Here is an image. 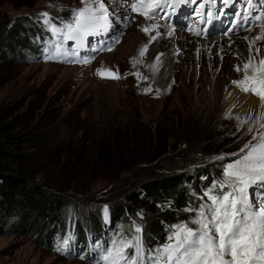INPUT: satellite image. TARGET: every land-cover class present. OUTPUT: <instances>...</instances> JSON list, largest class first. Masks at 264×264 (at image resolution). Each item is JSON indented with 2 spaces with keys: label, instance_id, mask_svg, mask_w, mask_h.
Masks as SVG:
<instances>
[{
  "label": "rangeland",
  "instance_id": "1",
  "mask_svg": "<svg viewBox=\"0 0 264 264\" xmlns=\"http://www.w3.org/2000/svg\"><path fill=\"white\" fill-rule=\"evenodd\" d=\"M107 5L121 21L122 27L126 28L123 36L117 39L119 42L116 44L115 40L110 45L112 49L117 48L98 57L90 67L42 62L35 55L29 62H0V126L16 122L18 129L28 134L31 140L29 146L32 151L26 154H33V138H36L34 145H37L39 152L43 151L40 158H32L28 165L22 167L28 169L30 174H33V170H47L56 162L60 168L64 147L73 148L97 132L112 134L117 130L120 134L134 133L142 144L152 127L162 129L167 137L164 141L174 151L184 148L187 138H191L194 140L193 147L205 144L214 147L220 155L234 158L230 154L239 152L252 139V135L246 132L247 125L238 128L235 117L214 120L210 116L215 110L214 81L218 80V85L225 90L228 87L237 88L232 81L242 78V72H237L233 64L238 59L233 54L234 48L228 51L227 65L218 67V62L213 60L212 68H209V61L204 59L196 74L197 68L192 62L187 65L179 63V69L171 70V66L166 72V77L173 75L175 81L161 80L152 63L145 65L142 62L133 67V34L139 30L135 27L137 20L125 15L128 9L126 0H107ZM76 7H82L81 0H0V23L14 25L23 20H34L45 12L60 17L64 16L65 11L72 12ZM241 34L231 36L232 46L239 43ZM137 43L141 45L142 39ZM185 55L183 53L180 57L184 58ZM60 57L63 61L64 55ZM101 66L118 69L121 78L111 82L101 81L96 75V70ZM133 72H139L146 79H137ZM149 87L151 91L145 93L144 89ZM204 155L207 162H203L202 157L195 158L200 161L198 167L219 168L222 171L227 163H218L219 159H213L207 152ZM36 178L38 183L42 181V178ZM81 181L73 186L76 191L71 193L69 203L60 211L63 222L75 220L81 223L90 214L99 217L101 213L107 220L103 209L111 205L103 197L109 192L108 183L89 179L86 183H89L90 190L82 194L86 183ZM67 192L70 194L69 190ZM165 206L173 207L170 203ZM134 210L142 214L147 212L137 206ZM3 217L0 216V264H91L54 250L52 240L36 239L37 236H31L20 221L8 227L11 218L3 220ZM40 220L36 219L33 222L35 225L31 220L29 231L36 228ZM144 220L138 215L133 222L141 225ZM14 224H17L16 227Z\"/></svg>",
  "mask_w": 264,
  "mask_h": 264
},
{
  "label": "trees",
  "instance_id": "2",
  "mask_svg": "<svg viewBox=\"0 0 264 264\" xmlns=\"http://www.w3.org/2000/svg\"><path fill=\"white\" fill-rule=\"evenodd\" d=\"M70 12L65 11L60 17L48 14L59 26L66 16H71ZM32 19L14 25L0 23V62H29L33 55L44 62L56 37L43 23L41 15ZM126 129L130 130V127L126 126ZM136 136L130 132L120 134L117 130L112 134L97 132L73 148L64 147L60 168L56 162L47 170H33L30 174L22 165H28L32 158L38 159L43 155V151L39 152L34 145L36 138H33V154L27 155V151H32L29 135L18 129L16 122L0 126V216H5L3 220L11 218L8 227L20 221L31 236H37L36 239L52 240L56 251L74 225L68 257L83 258L97 264L99 249L90 247L89 240L98 238L101 245L107 246L121 232L129 234L139 214L134 210L137 206L147 211L141 224L145 250L161 245L171 225L194 216L193 212L185 209L202 203L203 186L221 178L219 168L198 167L200 161L195 158H203L207 152L208 156L216 159L220 152L205 144L193 147L194 140L191 138H187L184 148L174 151L164 141L167 137L159 127L149 129L142 144ZM230 160L231 157L226 156L218 163ZM202 161L207 162L205 158ZM36 177L42 178V181L38 183ZM89 179L108 183L109 192L103 197L111 205L107 214L108 231L102 213L99 217L90 214L81 223L75 220L64 223L63 217H60V211L76 191L73 186L78 181L86 183ZM82 190V194H87L89 183ZM166 203L173 207L167 208ZM36 219H41L39 224L29 231L30 221L33 223Z\"/></svg>",
  "mask_w": 264,
  "mask_h": 264
},
{
  "label": "snow or ice",
  "instance_id": "3",
  "mask_svg": "<svg viewBox=\"0 0 264 264\" xmlns=\"http://www.w3.org/2000/svg\"><path fill=\"white\" fill-rule=\"evenodd\" d=\"M222 2L228 5L230 0ZM213 3L214 0H202L194 9L200 23L212 24L216 13L211 9L205 13L203 9ZM81 4L82 7L73 10L70 18L61 21L59 26L48 13H41L43 23L53 37L60 38L52 45L53 51L48 53L47 59L66 54L67 49L63 45L68 41L75 42L77 48L83 47L88 37L108 33L113 28V13L109 11L107 0H81ZM184 4H196V0H173L171 4L168 0H126V6L132 13L149 21L155 20L164 7H172L170 15H176V10ZM158 27L151 24L143 27L142 31L150 35ZM189 31L200 36L208 30ZM157 35H150V40L154 41ZM261 40H264V34L256 36L249 44L248 58L235 69L242 72V78L232 81L241 92L254 95L260 101L261 111L254 120L252 116L247 119L235 117L238 128L247 125L246 132L252 135V139L239 152L230 154L234 159L222 167L221 178L214 181L200 198L203 201L206 197L207 202L185 209L193 212L194 216L171 225L165 242L157 247H149L147 251L144 229L133 222L129 234L121 232L107 246L97 245V264H264V57L257 59L259 48H255L253 54L255 42ZM105 47L112 51L111 46ZM147 50L148 46L145 45L139 51V58L133 57V67L143 62L140 58L145 56ZM156 61L160 63L159 56ZM80 62L90 63L91 60L83 59ZM152 67L158 70L156 65ZM96 75L102 79L121 78L118 69L104 66L96 70ZM132 75L137 79H146L139 72ZM150 91V87L144 89L145 93ZM225 158V154L216 157L219 160ZM103 212L105 215L108 213L107 206ZM138 215L143 219L142 213ZM72 239L71 235L64 238L57 251H67Z\"/></svg>",
  "mask_w": 264,
  "mask_h": 264
},
{
  "label": "bare ground",
  "instance_id": "4",
  "mask_svg": "<svg viewBox=\"0 0 264 264\" xmlns=\"http://www.w3.org/2000/svg\"><path fill=\"white\" fill-rule=\"evenodd\" d=\"M136 20L137 24L135 25V27H137V30H139V32H135V34H133V41L135 45L132 50V56L139 58V51L145 45H147L148 50L145 56L140 59H142L145 65H148L150 63H152V66L156 65L158 70H155V72L161 75V80H168L170 82L175 81V79L173 75H171L170 77H166V72L169 67L172 66L171 70L179 69V63H186L187 65L192 62V64L197 68L196 74H198V66H201L204 59L206 60V62L209 61L207 63L209 68H212L213 60H216L218 62L216 63L218 67L219 65L221 67V65L223 64H229V59L227 57L228 51L233 48V50H235L233 54L237 55L238 58L237 61H235L233 64L236 66L242 65L249 56V44L255 40L256 36L264 34V28H255L253 30L244 32L239 36V43H234L232 46L229 45V42L233 41V34L231 35L232 37L226 36L213 40H203L200 38L192 39L186 34L181 35L180 33L174 32L172 28L164 26L161 21L145 20L142 16H137ZM151 24L159 25L157 31L150 34L157 35V32L159 33L154 41L150 40L149 34H145L142 31L143 27L149 26ZM140 39H142L141 45H139L140 43H137V41ZM225 39H227V41H224ZM255 48L260 49V54L257 59L264 57V40L255 42L253 54L255 52ZM183 53H185L186 55L184 58H181L180 56ZM157 56H159L160 58L159 64H157L156 61ZM217 81H214L216 96L214 98L215 110L210 114L212 119L225 120L229 118V113H231V118L239 116L241 119H247L249 116H252V119L254 120L256 118V114L261 111V109L259 108V99L254 95L244 94L235 87H228V89L224 90L218 85Z\"/></svg>",
  "mask_w": 264,
  "mask_h": 264
}]
</instances>
